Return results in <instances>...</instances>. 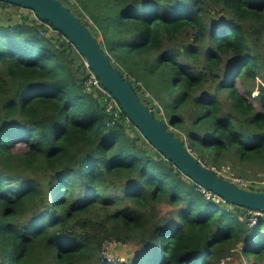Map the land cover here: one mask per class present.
<instances>
[{"label": "trees", "instance_id": "1", "mask_svg": "<svg viewBox=\"0 0 264 264\" xmlns=\"http://www.w3.org/2000/svg\"><path fill=\"white\" fill-rule=\"evenodd\" d=\"M56 1L198 161L264 164L262 84L251 98L264 0ZM44 24L0 3V264H122L101 255L108 239L136 244L131 264L234 250L264 264V214L250 227V210L206 199L123 114L112 123L80 54Z\"/></svg>", "mask_w": 264, "mask_h": 264}, {"label": "water", "instance_id": "2", "mask_svg": "<svg viewBox=\"0 0 264 264\" xmlns=\"http://www.w3.org/2000/svg\"><path fill=\"white\" fill-rule=\"evenodd\" d=\"M1 3L32 11L36 18L48 22L70 42L94 72L100 84L118 102L122 114L142 137L183 175L200 188L218 196L224 203L264 214V192L244 190L204 167L184 143L167 129L164 120L156 119L136 96L121 73L114 69L90 30L56 0H0ZM83 65H76L78 70Z\"/></svg>", "mask_w": 264, "mask_h": 264}, {"label": "rangeland", "instance_id": "3", "mask_svg": "<svg viewBox=\"0 0 264 264\" xmlns=\"http://www.w3.org/2000/svg\"><path fill=\"white\" fill-rule=\"evenodd\" d=\"M18 11L20 14L21 9L18 8ZM25 11L27 12V10ZM2 21L3 23H7L4 22L5 20ZM261 84L264 86V80L262 81L260 78L256 79L251 98L257 95V87ZM201 164L206 168L220 169L222 167H226L228 168L230 176L246 180L253 185L252 188H249V191L254 190L253 192H258L255 190H260V192H264V164L260 165L258 163L241 162L235 154L227 155V157L221 163H218L217 166L207 162ZM222 177L227 180V175ZM170 210L171 208L166 206H163L160 209L162 215L168 214ZM260 215L261 214H255L254 216ZM112 240H114L116 245L105 249L102 248L101 255L104 258L109 257L111 262L114 263L131 264V261L136 254V244L130 240ZM239 246H243V244H239ZM250 261L252 260L246 259V257H243L239 251L234 250L232 252L230 251L228 253H224L216 261H214L213 264H249Z\"/></svg>", "mask_w": 264, "mask_h": 264}, {"label": "built area", "instance_id": "4", "mask_svg": "<svg viewBox=\"0 0 264 264\" xmlns=\"http://www.w3.org/2000/svg\"><path fill=\"white\" fill-rule=\"evenodd\" d=\"M27 11H29V10H27ZM30 12H32V11H30ZM34 16H35V14H34ZM35 18H36V16H35ZM44 27H45L44 30L48 34H53V33L57 32L56 30H54V28L50 24H44ZM83 65L87 69V74H88L86 86L89 89L96 90L101 95V97L105 101V111L110 113L114 117V121L112 122V123H114L118 118H120V115L122 114V111L119 107L118 102L112 97V95L106 89L103 88V86L100 84L99 79L96 77L94 72L89 69V67L87 66L85 61H84ZM188 152L194 156V153L191 152L189 149H188ZM207 169L212 170L213 172H215L220 177L227 175V181L238 186L241 189L249 190V188L253 187V185L251 183L247 182L246 180H242L240 178H234V177L230 176L228 173V168H226V167H222L220 169H217V168H207ZM200 192L203 193L204 196L206 197V199H208V200H212L214 202H218L220 200V198L218 196H216L213 193L206 191L202 188H200ZM249 214L251 215L249 218V226L251 227L257 223V220L255 219L254 215L260 214V212L250 210ZM114 245H116L114 240L108 239V240H105L103 242L102 248L105 249V248H108V247H111ZM104 259H106L108 262H111V259L109 257L104 258Z\"/></svg>", "mask_w": 264, "mask_h": 264}, {"label": "clouds", "instance_id": "5", "mask_svg": "<svg viewBox=\"0 0 264 264\" xmlns=\"http://www.w3.org/2000/svg\"><path fill=\"white\" fill-rule=\"evenodd\" d=\"M83 64H84V61H83ZM188 150V149H187ZM199 187V186H198Z\"/></svg>", "mask_w": 264, "mask_h": 264}]
</instances>
